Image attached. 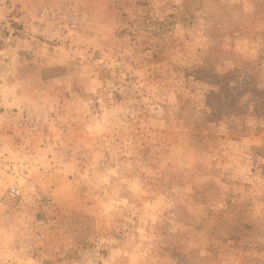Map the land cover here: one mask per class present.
<instances>
[{"label":"rangeland","instance_id":"obj_1","mask_svg":"<svg viewBox=\"0 0 264 264\" xmlns=\"http://www.w3.org/2000/svg\"><path fill=\"white\" fill-rule=\"evenodd\" d=\"M11 180L0 264H264V0H0Z\"/></svg>","mask_w":264,"mask_h":264},{"label":"built area","instance_id":"obj_2","mask_svg":"<svg viewBox=\"0 0 264 264\" xmlns=\"http://www.w3.org/2000/svg\"><path fill=\"white\" fill-rule=\"evenodd\" d=\"M52 13V12H50ZM32 192H34L32 190ZM25 198L23 187L16 181L11 180L6 183L5 188L0 193V206L5 210H10L15 203L22 204Z\"/></svg>","mask_w":264,"mask_h":264}]
</instances>
